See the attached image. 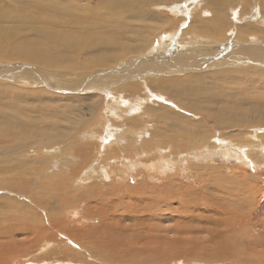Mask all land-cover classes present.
<instances>
[{"label": "rangeland", "instance_id": "1", "mask_svg": "<svg viewBox=\"0 0 264 264\" xmlns=\"http://www.w3.org/2000/svg\"><path fill=\"white\" fill-rule=\"evenodd\" d=\"M9 1H13V0H9ZM15 1L16 2L13 1V3H10V2H5V3H7L8 7L11 9L16 8V9H19L23 13H32L35 15H39L41 17L39 19H35V18L25 19L23 18V16H19L15 20L13 19L12 21H7V22L5 21L1 23L2 28H5L6 32L11 33V35H5L0 38L3 49H5L6 46L13 47L14 45L18 44L21 41H32L33 39H38L39 36L35 35L34 29L38 28L37 26L39 25H40V28L42 29L44 27L43 25H46L45 21H42L44 18L43 14H46V11L41 12V6H45V8L49 6H54L55 4H53V1H56V0H15ZM60 1L62 0H59L58 2ZM243 1L244 0H239L240 4L237 2L238 6L231 9L228 7L226 0H148V2L144 6H142V11H148V20L150 21L146 20V17H145V21H143V23L144 22H149V23H146V24L144 23L143 25L142 22L140 23L137 22V24H139L140 26H143L144 28L149 27L147 28V30H150V35H149L150 43L148 47L146 46L145 50L141 49L139 51L140 53L130 54V55H127L126 57H123L120 55L119 57H117L118 58L117 62H110L111 65L109 66L104 65L105 67H100L101 69L99 70L108 69L107 71H103V72L97 71L96 72L97 74L102 73L101 77L94 78V74H93L94 68L91 70L90 67H86L87 64L94 62L95 59L97 58V55L95 54V52L76 54L74 51H72L69 48L68 54L76 57V58L75 57L73 58L77 60V64L66 70L64 68H61V69L58 67L55 68L51 65H44V64L42 65L41 63H39L38 61L36 62L35 60H31L29 62V59H17V58L16 60L7 59L6 62L4 60H2L4 62L0 60V66L1 64H3L2 68H5V70L7 71L6 72L4 70L3 72L4 75L0 76V79H1L0 84L2 85L4 89H7L9 87L12 88L10 90V93H14V98L18 100L20 103H25L35 108L39 106L40 108L38 107L39 109L35 111V114L38 116L40 115V112H45V111H54L53 113L55 115H60L63 112H66L68 115L71 116L74 122L84 121L83 122V124L85 123L84 125H87V126L89 125L88 126L89 128H94L96 129V131L98 130L97 131L98 135L93 136L92 134L86 132L87 127H85L83 128L82 132L85 131L87 135L85 136L76 135L75 137H73V139L78 140L77 142L78 146L86 148L87 150H89L91 154H94V155L97 154V158L99 162L104 161L105 159L102 155L106 157L108 153L113 152V148H117V147L121 148L122 145H125L124 144L125 142L123 141L124 138H122V136L125 135L126 133V132L124 133V129H123V128H126V126L130 128L129 130L131 131L132 134H134L132 135V137L135 138L134 140L135 142H130L129 144L131 145L132 143V145H135L136 143V146H140L138 143H142L144 140L149 141L150 144L159 143V142H163L164 145L167 144L169 137L164 136L163 132H158L161 129L165 130V134L166 133L167 134L176 133V134H181L183 137L187 135L189 137L187 139V143L189 144V146L205 150L202 152L203 154L202 156L196 157V154L193 148V150L191 149V152L192 154H195V155H192L191 157L182 158L181 156L178 155V153L176 154V152L178 151L176 149L175 151L174 148L170 146L167 148L169 150L165 151V154L169 156V158L171 159V164L167 165L163 170L153 169L157 166V163L155 162L156 159H152L151 156H147V155L145 157V154H141L139 155L140 157L138 156L140 162L134 163L132 167H129L127 171L123 173L124 177L127 178L128 183H130L128 184L126 181V185L127 186L129 185L128 187L134 188V187H137L139 184H140L139 186H141V184L145 185V183L147 184L145 186L149 187V185L151 186V183L153 182L156 184L163 185V187L166 190L165 192L167 193V194L164 193L163 199H165V201L160 200L162 203L159 201V203H161L159 205L160 206L162 205L161 207L165 212L160 211L162 210L161 207H159L160 210L157 209L156 203L158 204V202L153 203L154 201H156V199H152V198L149 200L152 202V203L150 202V204H148L149 201L145 200V203L147 201L146 209L144 210L145 214L144 212L140 213L142 212L140 208H137V210L133 208V210L138 212L139 215L143 214L142 215L143 217L146 216V218L144 219L143 217H141V215L140 216L138 215L139 219H138V222H134V224L136 223L135 226H138V225L144 226L152 242L156 240L158 242L159 241L161 242L162 240L163 242L165 240H175L174 239L175 233L172 227L175 225L174 227L175 232L177 233L178 230L181 231V233L180 231H178L177 233L178 234V236L176 237L177 243H180L179 241L185 238L186 242L191 241L190 243L193 242L194 245H200V246L208 245L212 247L213 249L221 248V246L228 244L230 252L232 251L231 255L234 256L236 252H239L238 254L236 253L235 255H237V257L240 258L241 260L251 259V262H254V259H256L255 257L257 255L256 256L253 255L252 254L253 251H254V254H257V252H261L260 254H262V257H263L261 260L262 263L260 262L257 264H264V149H262L260 153H256L257 150L255 152H251L250 154H252V157H253V159H251L249 156L246 155V153L240 156L239 155L237 156L235 152H234L235 154H233V152L227 151L228 154L224 156L223 155L224 153H222V151L219 150V148H215V149L209 148V146L215 145V143H217L215 141H219V140H220L219 142H221V140H227V142L230 141L227 144V146L229 144H233L235 146V143H236L237 144L236 146L237 147L240 146L239 147L240 149H241V146L246 145V142L254 143L255 145L257 144L258 147L264 146V72L261 75H258L254 72V74L251 75L254 79H251L248 81L245 80L243 71L252 70L256 67H259L260 65L257 62L256 64L249 62L250 60L245 57V54L243 52L237 53L236 51H233L234 50L233 48L230 47V45L232 44V39L234 38V35H235V31L239 30L240 33H243L242 30L244 29V26L246 24L250 23L252 26L256 24L258 27L264 26L258 23V21H260L259 14L258 16L256 15V17H251L253 11H255L256 14L258 13V9L256 10L250 6L247 8H242ZM79 3H83V1L81 0L79 1ZM1 4L2 2H0V5ZM115 7L116 9L115 8L114 9L117 10V8H119L120 6H115ZM154 13H157L161 17V18L159 17L160 19L157 17L159 21L161 20L160 22L151 19V16ZM128 14H129V9H126L124 11L122 18L121 17H118L117 19L114 18L112 20L113 22L111 21L109 25L112 24V25L118 26V22L120 21L123 22L125 19L124 16ZM99 17L100 16L97 15V18ZM103 17L104 16L102 15L100 20ZM119 18H121V20ZM100 20H98L97 23ZM204 22H205V26L203 27L209 30L207 32L208 35L203 33L201 29L199 28L200 27L199 24L204 23ZM133 24L135 23L133 22ZM53 26L57 31L64 30V31L70 32V36L73 37V39L77 37L78 39L77 38L75 39V41L73 42L74 44H76L77 42L81 43V42L86 41V40H83L82 37L79 38V36L82 34L81 29L80 31L77 30V32H74L76 31V29H73V28L71 29L70 28L72 27L71 25H67L68 27L66 25H53ZM87 28L88 26L86 27V30ZM106 28L107 26L102 30H106ZM92 29H94V27L93 28L91 27L88 30H92ZM86 30L85 28L84 30H82L83 34ZM90 34L91 33L88 32L89 36ZM166 35L167 36L169 35V36L167 37ZM254 35H257V34H254ZM211 36L218 38L219 41L215 40L214 42L213 41L209 42L210 41L209 39L213 38ZM228 36L229 38H227ZM45 41L52 49L56 50L53 40L49 39ZM225 41H227V44H224ZM138 43L142 46L141 41H138ZM251 43L256 44V42H251ZM164 44L168 46L167 48L170 51L168 49H165V47H163ZM260 45H261L260 43H257L255 46L259 48L261 47ZM156 47H157V53L155 52ZM153 50H154V53H153ZM20 52L21 51H19V53ZM166 53H170L169 56ZM19 55H21V53ZM161 55H165L166 57L168 56L167 58L168 59L171 58V60H177L176 57H180L181 59H185L186 63L182 66L181 69H179L178 67L176 68L175 66H168L166 62L164 61L160 62V59L158 57H161ZM51 56L54 57L53 54H51ZM69 57H72V56H69ZM141 62L143 64L145 63L144 67L142 66L143 69L140 68L141 65H139ZM147 62L148 64H146ZM177 62L178 61H176V63ZM15 63H16V66H15ZM53 63H56V62H53ZM123 63L126 65L129 64L130 67L124 65ZM195 66L196 67L198 66V67L196 68ZM138 67L141 69L140 70L141 74L134 73L135 75H130L131 72H134V71L138 73L139 71ZM127 68H129V72L128 74L127 73L125 74V72L122 70H125ZM66 71H69L70 73ZM177 71H180V72H177ZM34 72L36 74H39V77H41V79L43 78L45 82H40L39 81L40 78H37ZM193 73H199V74H197V76H194V75L191 76L190 74H193ZM28 75L34 76L33 78H29V81L31 82H27L28 80L26 77ZM183 75H184V79L181 78L183 77ZM173 77H176L175 78L176 80ZM35 79L38 80V83L34 81ZM163 80H164V83L162 84ZM98 81H100L99 85H97ZM25 82H27L30 85H28ZM95 82H96L95 87L90 88L89 85H92ZM14 88H15V91H14ZM214 88L218 90L217 93L214 92ZM20 92L25 93V95L23 96L22 94H19ZM26 93L31 94L29 102L27 101L28 95H26ZM52 101H55V102H52ZM45 102L48 104H45ZM57 105H58V108L56 107ZM46 106H48V108ZM9 109L11 111L14 110L12 108H9ZM90 109L93 111H90ZM230 109L232 110L229 112ZM57 110L59 111L61 110V111L58 112ZM78 115L79 116L81 115V116L79 117ZM243 116H245L246 118H244ZM96 118H98L97 119L98 121L96 120ZM52 120H47V121L51 122ZM103 121L104 123H102ZM233 121L235 123H233ZM242 122L244 123L242 124ZM116 123L119 126L116 125ZM238 123L239 125H237ZM105 124L106 125L108 124V125L106 126ZM128 124L130 126H128ZM172 127H173V130H172ZM166 130L168 132H166ZM119 132L120 133L123 132V133L118 134ZM148 133L151 135H149ZM253 134H256L258 136L256 135L253 136ZM248 135H250V137ZM107 136H110V137H107ZM84 137L86 139H84ZM32 138L36 139V137L34 136ZM118 138L119 139L122 138V139L116 142L112 141ZM253 138L256 139L255 141L259 142V144L255 142ZM178 139L180 140V142L185 141L184 139H180V138ZM67 140L68 141L66 142H70V139H67ZM109 141L110 143L106 146L107 142ZM233 141H238L240 144L238 142H233ZM200 143H202L201 147L199 146ZM55 145H57V143L52 144V146H55ZM206 151H209L210 153ZM31 155L33 156V154ZM50 156H52V158ZM173 156L174 158H172ZM43 157H46V156H42L41 158ZM147 157H149L148 160H146ZM178 157H181V158H178ZM47 158H49L50 160L52 159V160L48 161ZM47 158L36 163L42 169L44 170L47 169V170L43 172L42 175L40 172H38V175L40 174L39 176L37 175V173L33 175V176L35 175L38 176L37 179L39 180L38 181L36 179L32 181L33 187L38 183L39 184L43 183V180H46L48 178L46 175L55 176V177L58 176L59 169H58L57 163L55 162L56 161L55 159H57V156L53 157V155L51 154ZM185 158H186V161H184ZM28 159H31V157ZM144 161H146V164ZM44 162L46 163V165L44 164ZM50 162L53 164H51ZM96 162L97 160H94L92 161L91 164L94 165L93 163H96ZM106 162L104 163L105 164L104 168H106V165H107ZM186 162L188 164H186ZM189 162L191 163L189 164ZM148 163L152 165V168ZM25 164L27 165L30 164L28 166L29 169H33V167H36L33 165V162H26ZM222 165H229L231 167L225 168V166H222ZM78 166L74 165L75 168ZM201 166L206 168L207 173L206 175L204 176L201 175L202 177L198 178L197 175L192 173V170H193V167L196 169L197 167H201ZM147 167L151 170L152 173ZM216 167L218 168V170L214 171V169H217ZM222 167L224 168V171ZM219 168L221 171H219ZM84 169L88 170L85 167H83V169L79 171L78 175H82L84 173L87 176H90L93 174L91 177H94V176L96 177L97 172L93 171L92 173H90L89 171H87L89 173L88 174L86 173ZM53 171H54V174H53ZM145 171L149 175L148 174L145 175L146 173ZM153 171L155 172V174ZM142 172H145V173H142ZM179 172L181 173L179 174ZM236 172L237 174L239 172V175H237ZM189 173L191 175H189ZM214 173H216L217 175ZM150 174L151 175L154 174L156 178L157 176H159L157 178V179L160 178L158 182H156V179L151 178ZM21 175H25V174H21ZM63 175H65V173H63ZM141 175L143 176L145 175V177L142 176V179H141ZM181 175L182 176L184 175V177H182ZM30 176L33 177L32 175ZM135 176H138V177H135ZM214 176H217L219 178V179L217 178L218 181L214 180L215 178ZM224 176L226 177L224 178ZM244 176L247 177L248 180L246 179L245 181ZM26 177L28 176L26 175ZM72 178H75V177H71L70 179ZM167 178L169 179L178 178V179L169 181ZM92 179L93 178L82 181L81 177H79V179H73L70 182V185L72 183L75 189H77L76 191L78 193L83 192L84 187L86 188L85 191L88 190V187L90 186ZM108 179L109 178L105 177L103 179L104 181L102 182L103 183L108 182ZM161 179L163 180V182ZM201 179L204 182L201 181ZM97 181H98L97 179L92 180V182H94L95 184L97 183V185H101L100 184L101 181H98V182ZM161 182L163 184H161ZM166 182L167 183L170 182V183L167 184ZM173 182H176L177 184ZM181 183H182V186H181ZM203 183L205 185H203ZM251 183H253V185H251ZM204 187H206L208 190H206V188ZM252 187L254 188L253 192L248 193L249 192L248 189ZM235 188H239V189H235ZM181 189H183L185 192ZM202 189L203 190L205 189L206 192L205 191L203 192ZM71 191L72 190L67 191V194L73 193V191L72 192ZM175 191L179 192L178 194L180 196ZM182 192L184 195L182 194ZM171 193H174V194H171ZM205 193H207V195L211 197L210 199L214 201V204H213L214 206L213 205L211 206L213 212L217 210L218 206L216 205H220V206L224 204L229 205V206L232 205L230 207L225 205L227 209L229 208L228 209L229 211L231 208L233 209V207L239 206L238 210L240 209V211L242 210V212L237 211V208L235 207V209H233L234 212L233 210H231L232 212L230 211L231 212L230 215L233 214L231 216H234L235 212L237 211L238 213L236 214L242 215V217L240 216L241 217L240 218L239 216L235 215L237 218H234V217L231 218V216L229 215V218H227L228 216L225 215L227 217L225 216L224 217L228 219V225L230 224L229 226H226L227 230H226V227H223V226H216L217 229L221 227V232L223 233H220L219 231L220 228L217 230L216 227L214 226L215 228L213 229V226H212L213 222L216 224H219L217 223V221L213 220L214 219L213 216L214 215L217 216L216 219H218L220 218V215L218 214L210 215L209 213H204L207 215V218L209 216L211 218V219L209 218L211 221L209 219L207 221L205 217L201 218L202 216L199 215V209L197 211L198 207L200 208V210L203 209V205L200 201L203 200L202 196L205 195ZM10 194L11 193L9 192V190L5 188L0 189V203L4 200V198L9 196ZM169 194H171L172 197H169L171 196ZM166 195L168 196L167 198H165ZM187 195H190V197ZM184 196L187 197L184 200L189 199V201L187 200V203L188 202L190 203V200L193 196L197 197V199H200L198 204L196 205L197 207L196 209L193 206H190L191 213H194L197 217L194 216V214L192 215L190 212H188L187 214L186 210H188L189 207L187 206L189 205H187L186 203L185 204L187 206L183 205L182 204L183 200L180 201L181 197L183 198ZM22 199L23 198H20V197L16 198L15 202L16 204L18 203V208L16 209H22V208L24 209L28 204L33 203L29 197H27V199L24 198L25 200L24 199L22 200ZM166 199L170 201L167 202ZM175 200L177 203L175 202ZM172 202L175 203L174 204L175 206L173 205L174 207H172V204H173ZM240 203H242L241 206H240ZM126 204H127L126 202H124V204L121 203V206L116 209L117 210L116 215H114V217L111 216L113 220L117 219L115 217H118L120 215L122 206L123 205L126 206ZM129 206L130 205L127 204V207ZM147 206L148 207L154 206L153 208L155 210L153 208L148 209ZM170 206L173 209V211H171L172 209L168 211ZM176 206H178L177 208L180 207L177 211L174 209ZM183 206H186L187 209L186 207L183 208ZM192 208H194L193 210L194 212L192 211ZM151 209L155 211L154 212L155 214L153 212H150L152 211ZM181 209H183L182 213H179L181 212ZM86 210L82 209L80 215H83L84 213L89 214V208ZM159 212L162 214H160ZM27 213H28L27 211L24 212V217L26 218L28 216ZM16 214H20V213L17 212ZM38 214L41 216H45L43 215L45 214L43 210H38L37 215ZM152 214L155 215V218H154V215ZM173 214L175 218L172 217ZM185 214L187 215L184 216ZM98 215H96L95 219L93 218L94 220L93 219L90 220L91 222H87L84 226H88L90 227L89 229H91V228H97L99 225H101L100 221L103 219V217L100 214ZM149 215L152 216L151 219H149L150 217ZM162 215H163V218H162ZM166 215H168V218H169L168 221H167L168 218L166 217ZM176 215H179V217ZM206 215H203V216H206ZM106 216L107 218H109V215L107 214L104 216V218H106ZM130 216H131V219H133L137 216V214L132 213ZM147 216H149L148 219L150 221L147 219ZM191 216L192 217L194 216V218L192 219ZM96 218L101 219V220H98ZM152 218H154V220H152ZM21 219L22 217H19L20 223L22 222ZM67 219H70V222L72 220L71 217L69 218L67 217ZM157 219L161 221L158 222ZM162 219H164V222H165L163 223V225L160 224L163 222ZM42 220H45V217H43L41 221ZM196 220H198V222L201 220L199 222L200 227L201 225H203L201 228L198 227V222H196ZM170 221L172 223H170ZM204 221L209 222V224L205 223ZM98 222H99V225H98ZM173 222H175L174 225H172ZM195 222L197 224H195ZM210 222L212 223V225L210 224ZM146 223H148L147 226H145ZM189 224H191L192 226L190 227ZM109 225H111V223ZM182 225H184V227ZM170 226L172 227V229L170 228ZM176 226L178 230L175 229ZM187 226L191 229L194 228L193 231L194 230L196 231L193 232L191 231V229L187 230L188 229ZM148 227H150V229ZM222 227L226 232L222 229ZM230 227L232 228L234 232H232ZM155 228H157V230ZM66 229L70 230V228L69 229L66 228ZM197 229L198 230L201 229L202 231L206 230L207 234L203 232L201 234V232H199ZM63 230H65V228ZM157 231H158V234H156ZM229 231H231L232 233L231 232L229 233ZM163 232H166V234L164 235ZM171 232H173V234ZM126 233L129 235L131 234L129 230H126V231L121 230L120 232L113 231L110 234V236L112 237V238L110 237L111 242L114 244L121 242L122 235L126 236ZM168 235H170V237ZM188 235H190L189 236L191 239L190 241H188L189 240ZM231 235H234V238ZM197 237H199L200 240ZM61 238L65 239L64 236H61ZM222 238L224 239V242H221L223 241ZM229 238L232 239V240L230 239V242L232 243L229 242ZM226 239H227V243H226ZM21 240L22 242H24L23 239ZM117 240L119 241L117 242ZM250 240H252V243ZM73 241L75 240H72L71 244L68 243V245L70 244V246L77 249L76 253L72 252L73 261L75 262L77 260L75 264H80V263L81 264H91V263L97 264L99 262L97 260V257L91 254V251L95 248L94 246L79 250L77 247H75L77 243ZM248 243L251 247L247 246ZM231 244L233 245L237 244L236 246L240 247V248L237 247L239 251L233 252V250L231 249L233 245ZM253 244H254V247H253ZM248 248L250 249L253 248L255 250L253 249L250 250ZM241 253H244V254L248 253L247 257L244 258L245 257L244 254H241ZM131 255H132V252L129 253V256ZM238 255H240L241 257ZM200 256H198V258L193 259V260H187L186 262L183 260H179L180 263L178 264H207V263L208 264H230L232 261V259H228L229 262L227 260L225 262L224 261L215 262V260H213L214 262H212V259H209V256H207L206 254H202V256H204L203 258L202 256L201 257ZM250 256L251 257L253 256L254 258L253 257L251 258ZM31 258L32 259H30L29 257L27 259L23 258V259H20V261H23V264L24 263L25 264H38L39 262H41L39 260H34L35 258L33 257V255L31 256ZM119 258L120 257H115V259L114 258L113 259L117 260V262L118 261L122 262L120 261L121 259ZM82 259H85V260H82ZM26 260H28V262H26ZM85 261H87V263H85ZM202 261L203 262L205 261L206 263L205 262L202 263Z\"/></svg>", "mask_w": 264, "mask_h": 264}, {"label": "bare ground", "instance_id": "2", "mask_svg": "<svg viewBox=\"0 0 264 264\" xmlns=\"http://www.w3.org/2000/svg\"><path fill=\"white\" fill-rule=\"evenodd\" d=\"M13 1L16 2L15 0H13ZM13 1L0 0V2H2V4L0 5V38L2 36H5V35H11V33L6 32L5 28H2L1 23L5 22V21L6 22L12 21L13 19L15 20L19 16H23V18H25V19H27V18L39 19L41 17L39 15H35L32 13H23L19 9H16V8L11 9L8 7L7 3H5V2L13 3ZM58 1L59 0L53 1V4H55L54 6H49L47 8H45V6H41V12L46 11V14H43L44 18L42 20V21H45L46 25H43L44 27L42 29L40 28V25L37 26L38 28L34 29L35 35L39 36L38 39H33L32 41H21L18 44L15 43L16 45H14L13 47L6 46L5 49L2 48L1 39H0V60L1 61L4 60L6 62L7 59H11V60L15 59L16 60V58L17 59H29V62L31 60H35L36 62L38 61L42 65L43 64L44 65H51L55 68L56 67H58L60 69L64 68L66 70V69L71 68L77 64V60L75 59L76 57L68 54L69 48L72 51H74L76 54L95 52V54L97 55V58L95 59L94 62L87 64L86 67H90L91 70L94 68L93 69L94 70V73H93L94 78H98V77L102 76V73L97 74L96 73L97 71L103 72V71L108 70V69L107 70H99V69H101L100 67H105L104 65L109 66V65H111L110 62H117L118 61L117 57H119L120 55L123 57H126L127 55H130V54L140 53L139 51L141 49L145 50L146 46L148 47V45L150 43V41H149L150 30H147V28H149V27L144 28L143 26H140L139 24H137V22L143 23V21H145V17H146V20H148V11H142V6H144L148 2V0H82L83 3H79V1H81V0H66V1L62 0L60 2H58ZM226 1L228 4V7L231 9H233L234 7H237L238 6L237 2L239 3V0H226ZM56 2H58V3H56ZM101 4H103V5H101ZM115 6H120V7L117 8V10H115L116 9ZM249 6L256 9V10L258 9V13L256 14L255 11H253L251 17H256V15L258 16V14H259V17H260L259 20L260 21H258V23H260L263 26L264 25V0H244L242 8H247ZM126 9H129V14L124 16L125 19L123 18L124 19L123 22H121V21L118 22V26H115L112 24L109 25V23L114 18H116V19L118 17L122 18L124 11ZM182 14H183V12H182ZM97 15L100 17L97 18ZM102 15L104 17L100 20ZM157 17L159 18L160 16L157 13H154L151 16V19L155 20V21H159ZM121 18H119V19L121 20ZM98 20H100V21L97 23ZM114 21H116V20H114ZM148 21H150V20H148ZM133 22L135 24H133ZM144 23L146 24L149 22H144ZM144 23H143V25H144ZM53 25H66V26L71 25L72 26V27H70L71 29L72 28L76 29V31H74V32H77V30L80 31V29H81L82 34L79 36V38L82 37V39L86 40V41L81 42V43L77 42L76 44H74L73 42L75 41V39L77 37L75 39H73V37L70 36V32L64 31L63 29H62L63 31H57ZM199 25H200L199 28L201 29V31L203 33H205L206 35H208L207 32L209 30L207 28L203 27V26H205V22L201 23ZM87 26H88L87 30L90 29L91 27L92 28L94 27V29L88 30V32L91 33L90 36L88 35V32L86 30ZM106 26H107L106 30H102ZM84 28L86 31L83 34L82 30H84ZM242 31H243V33H240L239 30L235 31V35H234V38L232 39V44L230 45V47L233 48L234 49L233 51H236L237 53L243 52L245 54V57L250 60L249 62H252L255 64L257 62L260 65L259 67H256L252 70L243 71L244 72V79L248 81V80L254 79L251 76L252 74H254V72L258 75H261L264 72V26L258 27L256 24L252 26L250 23H248L244 26V29ZM77 34H79V33H77ZM254 34H257V35H254ZM211 37H213V36H211ZM227 38H229V36ZM49 39L53 40L54 45L56 47V50L52 49L46 43L45 40H49ZM212 39H214V40H212ZM209 40H210L209 42H211V41L214 42L215 40H218V38L213 37ZM138 41H141L142 46L138 43ZM220 41H222V40H220ZM251 42H256V44L260 43L261 47L257 48L255 46L256 44L255 43L252 44ZM229 43H231V42H229ZM224 44H227V41H225ZM163 47H165V49H168L167 48L168 46H166V44H164ZM19 51H21L20 52L21 55H19L20 54ZM161 51H163V50H161ZM155 52L157 53V47H156ZM142 53H143V51H142ZM153 53H154V50H153ZM51 54H53L54 57H52ZM166 54L169 56L170 53H166ZM69 56H72V57H69ZM73 57H75V58H73ZM167 57L165 55H161V57H158V58L160 59V62L164 61L168 64V66H175L176 68L178 67L179 69H181L182 66L186 63V60L181 59L180 57H176L177 60H171V58L168 59ZM178 58H179V60H178ZM4 61H2V62H4ZM131 61H133V60H131ZM176 61H178V62L176 63ZM53 62H56V63H53ZM65 63H67V64H65ZM144 64L141 62L139 64V65H141L140 68L143 69ZM146 64H148V62ZM2 65L3 64H1V66H0V70L2 71V72L0 71V76L4 75L3 72L5 70V68H2ZM124 65H126V64H124ZM15 66H16V63H15ZM126 66L130 67L129 64ZM9 67H8V69H9ZM140 68H139L138 73H136L134 71V72H131L130 75L141 74ZM122 71H124L125 74L126 73L128 74L129 68L122 70ZM66 72L70 73L69 71H66ZM177 72H180V71H177ZM197 74H199V73H193L190 75L191 76L192 75L197 76ZM36 76H37V78H40L39 79L40 82H45L43 78H42L43 79V81H42L41 77H39V74H36ZM8 77H10V76H8ZM24 77H25V75H24ZM33 77L34 76L28 75L26 77L28 80L27 82H31V81H29V78H33ZM104 77H106V76H104ZM178 77H180V76H178ZM173 78L175 79L176 77H173ZM181 78L184 79V75ZM188 79H190V78H188ZM193 79H195V78H193ZM34 81L38 83V80L35 79ZM160 81H162V80H160ZM27 82H25V83H27ZM99 83H100V81H98L97 85H99ZM163 83H164V80H163L162 84ZM28 85H30V84H28ZM95 85H96V82L92 85H89V86H90V88H92V87H95ZM11 89L12 88H10V87L7 89H4L2 87V85L0 84V189L5 188V189L9 190V192L11 193L9 196L4 198V200L0 203V264H23V261H20V259H23V258L27 259L28 257L30 259H32L31 258L32 255L35 258L34 260L41 261L39 263L36 262L38 264H40V263L41 264H68V263L75 264L77 260L75 262L73 261L72 252L76 253L77 249L70 246L72 240H75L73 242L78 244V245L77 244L76 245L74 244V245L79 250L94 246L95 248L91 251V254L97 257V260L99 261V262L97 261L98 262L97 264H171V263L172 264H178V263H180L179 260H183L186 262L187 260L196 259V258H198V256H200V255L202 256V254H206L207 256H209V259H212V262H214L213 260H215V262H223V261L225 262L226 260L229 262L228 259H232V261H231L232 264H257V263L261 262V260L263 258L262 254H260L261 252H257V254H254V251H253V253L251 252L253 255H255V256L257 255L255 257L256 259H254V262H251V259H244V260L242 259L241 260L240 258L237 257V255H235L236 253L238 254L239 252H236L234 254V256L231 255L232 251L230 252L228 244H225V245L221 246V248H216V249H213L212 247H210L208 245H202V244H201L202 246L194 245L193 242H192L193 244L190 243L191 242L190 241L191 239L189 237L190 235H188V237H189L188 241H190V242H186L185 238H183V240L181 239L179 241L180 243H177L176 237L178 236L177 233L180 230H178L177 226H176L175 229L178 231H177V233L175 232V230H174L175 222H173V224H172L174 226L171 225L173 227V231L175 233V236H174L175 240H165L163 242H162V240H161V242L160 241L158 242L156 240V241H154L156 243L152 242V240L149 238V235H148L146 229L144 228V226H140V225L135 226L136 223L134 224V222H138V219H139L138 215L139 214H138V212L134 211L133 208L136 210H137V208H140L142 212H140V211L139 212L143 213L144 210L146 209L147 201H149L152 198V199H156V201H154L153 203L158 202V204L156 203V205H157V209H159V207L162 206V205L161 206L159 205L162 203L160 200L165 201V199H163V197H164V193H166L165 192L166 190L163 187V185L156 184L153 182H152L153 184L151 183V186L148 184L149 187L145 186V185H147L146 183H145V185L141 184V186H139L140 184L138 186L136 185L137 187H134V188L128 187L129 185L128 186L126 185V181L128 183V180L126 177H124L123 173L126 172L129 167H132V165L134 163L140 162V160H139L140 156L139 155H141V154H145V157L147 155V156H151L152 159H156L155 162L157 163V166L153 169H159V170L162 169L163 170L167 165L171 164V159L169 158V156H167L165 154V151L169 150L167 148L170 146L173 147L174 150L176 149L178 151V152H176V154L178 153V155L181 156L182 158L191 157L192 155H195V154H196V157L202 156L203 155L202 152L205 150L189 146V144L187 143V139L189 137L187 135H185L183 137L181 134H176V133H173V134H167L166 133L165 134V130L161 129L158 132H163L164 136L169 137L167 144L164 145L163 142L150 144L149 141L144 140L142 142V140H141L142 143H138L140 146H136V143H135V145H132V143H131V145H132L131 146L129 143L135 142L134 141L135 138L132 137V135H134V134L131 133V131L129 130L130 128L126 126V128H123L124 133L125 132L126 133H125V135L122 136V138H124L123 141L125 142L124 143L125 145H122L121 148L120 147L113 148V152L108 153L106 155V157L104 155H102L105 159H104V161L99 162V160L97 158V154H95V155L91 154L89 152V150H87L86 148L78 146V143H77L78 140L73 139V137H75L76 135L85 136V135H87V133H90L93 136H96V135H98L97 134L98 130L96 131V129H94V128H89L88 127L89 125L88 126L84 125L85 124V123L83 124L84 121L83 122L82 121H75L74 122V120H72L71 116L68 115L66 112H63L60 115H55L53 113L54 111H45V112H40V115L38 116L35 114V111H37L40 107L38 106L39 108L38 107L35 108L32 106H29L28 104L20 103L18 100H16L14 98V93H10ZM185 89H186V87H185ZM14 91H15V88H14ZM217 91L218 90L214 88V92L217 93ZM19 94H22L23 96L25 95V93H21V92ZM26 95H28L27 101L29 102L31 94L26 93ZM108 95H110V94H108ZM118 98H120V97H118ZM52 102H55V101H52ZM45 104H48V103L45 102ZM46 107L48 108V106H46ZM56 107L58 108V105ZM114 107H115V105H114ZM9 108H12L14 110L11 111ZM119 110H120V108H119ZM231 110L232 109H230L229 112ZM57 111L60 112L61 110L60 111L57 110ZM90 111H93V110L90 109ZM243 117L246 118L245 116H243ZM52 119H54V120H52ZM97 119L98 118H96V120ZM235 119H233V120H235ZM47 120H52V121L48 122ZM94 121H95V119H94ZM98 123H100V122H98ZM102 123H104V121ZM233 123H235V122L233 121ZM243 123L244 122H242V124ZM116 125H118V124L116 123ZM237 125H239V123ZM128 126H130V125L128 124ZM85 127H87V131H86L87 133L85 131L82 132L83 128H85ZM103 128H104V126H103ZM100 129H101V127H100ZM172 130H173V127H172ZM166 132H168V131L166 130ZM108 133H109V131H108ZM122 133L119 132L118 134H122ZM99 134H101V133H99ZM149 135H151V134H149ZM255 135L256 134H253V136H255ZM33 136L36 137V139H33L32 138ZM248 136L250 137V135H248ZM256 136H258V135H256ZM107 137H110V136H107ZM178 138L184 139L185 141L182 140L183 142H180V140ZM67 139H70V142H66V141H68ZM84 139H86V138L84 137ZM121 139L118 138V139H116V140L114 139L112 141L116 142V141L121 140ZM255 140L256 139H254V141ZM110 141L107 142L106 146L110 143ZM213 141H215V140H213ZM219 141H215V142H217V143H215L216 146L211 145V146H209V148H211V149L219 148V150H221L222 153H224L223 154L224 156L226 154H228L227 151H230V152H233V154L236 153L237 156L238 155L240 156V155L246 153L247 156H249L251 159H253L252 154H250L251 152H255L257 150L256 153H260V151L262 149H264V146L258 147L257 144L255 145L254 143L246 142V140H245L246 145L241 146V149L239 148L240 146L239 147L236 146L237 145L236 143H235V146L233 144H229L227 146V144L230 141L229 142H227V140H221V142H219ZM233 142H238V141H233ZM255 142H257V141H255ZM55 143H57V145L52 146V144H55ZM257 143L259 144V142H257ZM190 144H192V143H190ZM199 146L201 147L202 143H200ZM193 148H194L195 154H192V152H191V149L193 150ZM29 149H30V151H29ZM209 151H206V152L210 153ZM31 154H33V156ZM51 154L53 155V157L57 156V159H55L56 160L55 162L57 163L58 169H59L58 176L55 177V176L46 175L48 178L46 180H43V183H40V184L38 183L33 187L32 181L36 180L37 177L40 175V174L38 175V172H40L42 175L43 172H45L47 170V169L46 170L42 169L36 163L40 162L43 159H46ZM168 155H170V154H168ZM42 156H46V157L41 158ZM30 157H31V159H28ZM50 157L52 158V156H50ZM181 157H178V158H181ZM93 158H94V160H97L96 163H93L94 165L91 164L92 161H94ZM172 158H174V156ZM148 159H149V157H147L146 160H148ZM47 160L49 161L50 159L47 158ZM184 161H186V158L184 159ZM26 162H33V165L36 167H33V169H29L28 166L30 164L27 165V164H25ZM34 162L36 165L34 164ZM105 162L107 164L106 168H104ZM144 162L146 164V161H144ZM190 163L191 162H189V164ZM24 164L28 168H26ZM44 164L46 165L45 162H44ZM51 164H53V163H51ZM186 164H188V163L186 162ZM74 165L75 166L80 165V166L75 168ZM150 166L152 168V165H150ZM222 166H225V168L231 167L229 165H222ZM83 167L88 169V170L84 169L86 171V173H88L87 171H89L90 173H92L93 171L97 172V175L94 173L96 175V177L95 176L91 177L93 174L90 176H87L84 173L82 175H78L79 171L81 169H83ZM189 167H190V165H189ZM194 167H193L192 173L197 175L198 178L206 175V173H207L206 168L201 166V167H197L195 169ZM215 170H218V168L214 169V171ZM232 170H233V168H232ZM219 171H221L220 168H219ZM223 171H224V168H223ZM228 171H229V169H228ZM145 172H142V173H145ZM150 172H151V170H150ZM36 173L38 176H36V175L33 176ZM63 173H65V175H63ZM138 173H140V172H138ZM180 173L181 172H179V174ZM190 173H189V175H191ZM21 174H25V175H21ZM53 174H54V171H53ZM146 174H148V173L146 172L145 175ZM154 174H155V172H154ZM154 174H152V175L150 174L151 178L156 179V182H158V180L160 178L157 179L159 176L156 175L157 176V178H156L154 176ZM173 174H172V176H173ZM214 174H216V173H214ZM236 174H237V172H236ZM26 175L28 177H26ZM30 175H32L33 177H31ZM145 175L144 176L141 175V179H142V176L145 177ZM237 175H239V172ZM249 176H251V175H249ZM71 177H75V178L70 179ZM79 177H81L82 181L90 179V178H93L94 180L97 179L98 181H101V183H100L101 185H97V183L95 184L94 182H92V180H93L92 179L91 184L88 187V190L85 191L86 188L84 187L83 188L84 191L82 190L83 192L78 193L76 191L77 189H75L74 185H72V183L70 185V182L73 179H79ZM105 177H107L109 179H108V182L103 183L102 181H104L103 179ZM135 177H138V176H135ZM182 177H184V175ZM214 177L216 178V179L214 178V180H217L218 177L217 176H214ZM225 177L226 176H224V178ZM234 178H235V176H234ZM244 178L246 181L247 177L244 176ZM163 179H165V178H163ZM167 179L169 181H172V180H175L178 178H174V179L167 178ZM231 179H233V178H231ZM253 179H255V178H253ZM168 180H166V181H168ZM201 181H203V180L201 179ZM241 181H243V180H241ZM132 182H134V181H132ZM162 182H163V180H162ZM162 182H161V184H163ZM211 182H213V181H211ZM169 183H167V184H169ZM173 183H176V182H173ZM215 183H217V182H215ZM75 184H76V182H75ZM128 184H130V183H128ZM237 184H239V183H237ZM203 185H205V184L203 183ZM251 185H253V183H251ZM181 186H182V183H181ZM204 188H206V187H204ZM168 189H170V188H168ZM194 189H195V187H194ZM235 189H239V188H235ZM70 190H72L73 193L67 194V191H70ZM181 190H183V189H181ZM206 190H208V189L206 188ZM253 190H254L253 187L249 188L248 193L253 192ZM177 191H175V192H177ZM200 191H201V189H200ZM204 191H205V189L203 190V192ZM179 192H180V190H179ZM179 192H177V194ZM169 193H170V191H169ZM174 193H171V194H174ZM171 194H169V195H171ZM182 194H183V192H182ZM187 194H189V193H187ZM183 195H181V196H183ZM187 196L190 197V195H187ZM17 197L18 198L20 197L23 199L24 198L27 199V197H29L33 203H30L31 205L26 204L27 206L26 207L24 206L25 207L24 209L23 208L22 209H16V208H18V203L16 204V202H15ZM167 197L168 196L166 195L165 198H167ZM169 197H172V195ZM185 198H187V197L186 196H184L183 198L181 197L180 201L183 200V202H182L183 205H186V204L189 205V206L186 205L187 207L190 208V209L188 208V210H186L187 209L186 206H183V208L186 207L185 210L187 211V214H188V212L191 213V207L190 206H193L196 209L197 208L196 205L198 204L200 199H197V197L193 196L190 200V203L189 202L187 203V200L189 201V199L184 200ZM210 198L211 197L208 196L207 193H205V195L202 196L203 200L200 201L203 205V209L200 210V208L198 207L197 211L199 209V215L202 216L201 218L205 217L207 219V221L210 218V216L207 218V215L204 213H209L210 215H212V214L220 215V218H218V219H216L217 216H215V215H214L215 217L213 216V218H214L213 220L217 221V223H219V224H216L213 222V225H212V223L210 222V224L213 226V229L216 226H223V227L229 226L230 224L228 225V219L227 218H229V215L232 212L231 210L235 209V207L237 208V211L242 212V210L241 211H240V209L238 210L239 206L237 207L235 205H233V206H235V207H233V209L232 208L230 209V211H231L230 212L228 210L229 208L227 209V207H226L229 205H226V204L221 205V206L216 205V206H218L217 210L213 212L211 206L214 204V201ZM172 199H174V198H172ZM145 200H147L146 203H145ZM159 201L161 203H159ZM169 201L170 200H167V202H169ZM124 202H126L130 206L127 207V204H126V206L123 205L121 208L122 210H121L120 215L118 217H115L117 219L113 220L111 218V216L114 217V215H116V211H117L116 209L121 206V203L124 204ZM150 202L151 201H149L148 204H150ZM175 202H176V200H175ZM174 204L175 203L172 204V207L175 206ZM241 204L242 203H240V206H241ZM202 205H201V207H202ZM230 206H232V205H230ZM153 207H148V209L153 208ZM177 207L178 206H176L174 208L176 211L180 208V207L179 208H177ZM88 208H89V214L84 213L83 215H80L82 209L86 210ZM194 208H192V211L194 210ZM153 209H151L152 211H150V212L154 213L155 211H153ZM161 209H162V207H161ZM171 209L172 208L170 206L168 211H170ZM242 209H243V207H242ZM38 210H43L45 213L43 215H45V216H41L39 214L37 215ZM182 210L183 209H181V212H179V211L178 212L182 213ZM26 211L28 212L27 218L24 217V212H26ZM160 211H164V210L162 209ZM171 211H173V209ZM237 211L235 212L234 216H231L233 214L230 215L231 218L232 217L237 218L235 216V215H237L236 213H238ZM17 212H19L20 214H16ZM233 212H234V210H233ZM41 213H42V211H41ZM132 213L137 214V216L135 218H133L134 216L132 217L133 219H131V216H130ZM190 213H189V215H190ZM98 214L102 215V217L104 219V220L103 219L101 220V219L96 218L98 220H101L100 221L101 225H99V222H98L99 226L97 228H91V229H89L90 227H88V226H84L87 222H91L90 220H92L93 218L95 219L96 215H98ZM106 214L109 215V218H107V216H106V218H104V216ZM144 214H145V212H144ZM146 214H148V213H146ZM154 214H152V215H154ZM160 214H162V213H160ZM187 214H185L184 216H186ZM191 214L193 215L194 213H191ZM140 215H141V217H143L142 216L143 214H140ZM163 215H162V218H163ZM203 215H206V216H203ZM225 215H227L228 217ZM149 216H147V219ZM156 216H157V214H156ZM176 216L179 217V215H176ZM181 216H182V214H181ZM194 216H196V215L194 214ZM194 216L193 217L191 216L192 219L194 218ZM224 216L227 218H225ZM237 216L242 217V215H237ZM19 217H22L21 223L19 222ZM43 217H45V220L41 221V219ZM67 217L68 218L71 217V219H72L71 222H70V219H67ZM151 217L152 216H150L149 219H151ZM166 217L168 218V215H166ZM172 217H174V214L172 215ZM143 218L145 219L146 216H144ZM154 218H155V215H154ZM154 218H152V220H154ZM186 218H188V217H186ZM162 220H163V222L160 223L161 225H163V223H165L164 219H162ZM168 220H169V218L167 219V221ZM171 220H173V219H171ZM198 220H199V218H198ZM198 220H196V222H198ZM157 221L159 222L161 220L157 219ZM180 222H181V220H180ZM196 222H195V224H197ZM199 222H198V227H200ZM110 223L113 226L109 225ZM170 223H172V222L170 221ZM205 223L209 224V222H205ZM128 224H130V225H128ZM147 224L148 223H146L145 226H147ZM207 224H205V225H207ZM150 225H148V226H150ZM189 225H190V227L192 226L191 224H189ZM211 225H210V227H211ZM171 226H170V228L172 229ZM182 226L184 227V225H182ZM202 226L203 225H201V227ZM168 227H169V225H168ZM196 227H197V225H196ZM206 227H208V226H206ZM223 227H222V229H223ZM64 228H65V230H63ZM66 228H68V229L70 228V230H67ZM148 228L150 229V227H148ZM219 228L218 229H219L220 233H223V232H221V227H219ZM155 229L157 230V228H155ZM189 229H191V228L188 227L187 230H189ZM193 229L194 228H192L191 231H193ZM216 229H217V227H216ZM121 230H123V231L129 230L131 234L129 235L126 233V236L122 235L121 242L115 243V244L112 243L111 239H110V237H111L110 234L113 231L114 232L115 231L120 232ZM200 230L201 229H199L198 231L201 232V234H202V232L203 233L207 232L206 231L207 228H206V230H203V231L202 230L200 231ZM209 230H211V229H209ZM226 230H227V227H226ZM231 230H232V228H231ZM194 231H196V230H194ZM230 232L231 231H229V233ZM232 232H234V231L232 230ZM171 233L173 234V232H171ZM180 233H181V231H180ZM156 234H158V231ZM163 234L165 235L166 232H163ZM61 236H64L65 239H62ZM168 236L170 237V235H168ZM231 236H233V238H234V235H231ZM166 237H167V235H166ZM179 237H178V239H179ZM247 237H249V236H247ZM197 238L199 239V237H197ZM207 238H208V236H207ZM223 238H225V237H223ZM231 238H229V242H230ZM21 239H23L24 242H22ZM227 239H226V243H227ZM219 240H221V239H219ZM236 240H237V238H236ZM118 241L119 240H117V242ZM211 241H213V240H211ZM247 241H248V239H247ZM250 241L252 243V240H250ZM221 242H224V239ZM253 242H254V240H253ZM256 242H255V244H256ZM68 243H70V244L68 245ZM230 243H232V242H230ZM230 243H229V245H230ZM233 244H231V245H233ZM179 245H180V247H179ZM236 245L237 244H235L231 247L233 252L239 251V249L237 248L239 246H236ZM247 246L251 247L249 245V243L247 244ZM253 247H254V244H253ZM242 248H243V246H242ZM248 249H250V248H248ZM251 249H253V248H251ZM253 250H255V249H253ZM131 252H132V255L129 256V253H131ZM241 254H244V253H241ZM245 254H244V256H245L244 258L247 257L248 253L246 255ZM240 255H238V256H240ZM249 255H251V254H249ZM249 255H248V257H249ZM115 257H120L119 259H121L120 261H122V262H119V261L117 262V260H114ZM203 257L204 256H202V258ZM82 260H85V259H82ZM176 261H178V262H176ZM206 261H208V260H206ZM26 262H28V260H26ZM204 262L202 261V263H204ZM85 263H87V261H85ZM91 264H94V263H91Z\"/></svg>", "mask_w": 264, "mask_h": 264}]
</instances>
